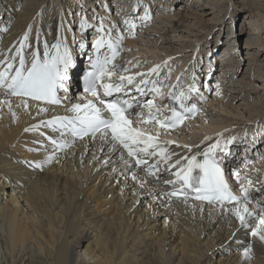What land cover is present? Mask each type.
Here are the masks:
<instances>
[{
  "label": "bare ground",
  "instance_id": "6f19581e",
  "mask_svg": "<svg viewBox=\"0 0 264 264\" xmlns=\"http://www.w3.org/2000/svg\"><path fill=\"white\" fill-rule=\"evenodd\" d=\"M52 1L57 0H0V61L14 57L13 62L19 67L16 50L20 47L23 34L31 26L28 46L22 52L26 66L31 65L32 54L37 50L40 58H45V42L51 48L52 44L61 40V52L66 46L74 62L67 82L69 93L59 95L62 102L59 105L28 101L29 107L25 108L20 98H13L6 90L0 89V264H264V240L259 236L249 235L252 229L258 227V220L247 217L250 227L242 226L232 211L239 205L222 207L219 203L208 205L188 199H174L167 195L180 186L177 177L174 184V173L185 164L181 158L195 155L197 160L203 161V152L207 147L225 135V132L211 130L222 129L224 124L223 127L217 125L218 127L211 128L203 137L204 140L201 139L202 142L189 145L185 138L195 135L194 131L199 128L198 120L189 124L188 129H179L171 134L174 138L179 134L178 139L183 140V144L167 139L164 133L153 128L135 125L132 120L134 127L140 128L148 135L156 136L160 142L159 147L166 148L167 152L172 154L171 158L165 161L159 155L147 156L143 153L133 158L128 155L127 149L110 136L102 139L99 134L95 135V138L91 136L83 141H76L71 137L69 130H60L59 125L56 126L58 130H53L52 126L42 123L55 117H71L74 114L69 109L73 104L86 103L87 99L80 95V77L89 70L83 56L90 55V48H86L87 42L84 43L82 36L83 31L88 32L94 25L109 29L108 36L113 40L117 39L120 45L125 44L126 49L141 45L140 53L144 49L150 53L160 52L175 57L179 64L183 62V65L180 64L183 67L182 73L169 74L163 80H170L182 87L185 82L191 80L204 95L201 110L207 108L213 112L217 106L224 107L222 110L226 113L223 115L228 117L230 112L234 113L239 109L222 103L225 100L226 84H232L228 79L234 76H227L230 70H233L229 68L234 67L237 61L226 64L230 57L226 55V58H221L224 62L222 66L228 69H222L219 74V79H223L217 92L207 96L206 90L212 91L213 85L208 82V85L203 86L200 79L201 72H206L201 70L204 59L202 58L201 62L200 54L206 47L204 53L208 60L210 58V62L216 55L210 49V44L201 43L204 34L192 30L196 24L199 27L201 24L206 25L208 22L204 21L211 20L207 17L215 12L209 11L207 14V5L201 6L198 14L192 9L186 13H181L184 11L180 10L177 12L175 9L173 11L161 1L158 8L152 5L147 9L146 5L152 0H146V4H142L143 0H102L99 3L102 6L101 11L83 9L77 13L80 38L75 42L73 35H76L77 29H70L71 24L66 18L64 21L61 16L58 21L54 18L62 11L63 1L60 3L61 8H55ZM20 2L22 7L20 12H17ZM195 2L199 3L201 0ZM136 7L141 14L134 13ZM129 9L132 11L127 12ZM146 9L150 19H141ZM158 9L159 16L153 18L155 10ZM242 9L247 12L245 17L253 16L245 7ZM62 12L66 16V10ZM175 13L180 14L172 17ZM189 18L195 20L189 26L188 36L181 41L184 34L180 35L179 32L182 25L188 26ZM85 20L87 27L82 29L81 23ZM125 20L132 21L136 27L129 30ZM153 21L158 23L154 24ZM5 27L10 29L3 31ZM206 27L211 28L209 25ZM250 29L253 31L250 32L252 35L259 32L258 28ZM170 32L174 38H179L180 42L170 41ZM88 33L92 34L91 41H88L89 46L97 40L96 38L104 35L96 29ZM121 36L122 41L119 40ZM82 43L83 49L80 47ZM250 46L251 44L249 48L252 47ZM50 54L54 55V50ZM123 60L126 59L120 56L117 65L125 64ZM140 61L148 62H139L142 67L149 64V60L143 57ZM3 67L6 65H0V70H3ZM161 68L163 67L160 66L159 72ZM140 72L141 70L137 73L131 72L137 75L138 85L141 84L142 78L154 79L157 75L154 73L151 76H140ZM149 72L150 70L143 73ZM122 73L123 76L126 75L124 70H120L115 76H121ZM160 76L161 74L155 80L162 79ZM232 86H229L231 90L235 88ZM217 93L223 94L222 97L212 99ZM240 94L242 92L238 91L235 98H240ZM5 100L10 101L11 111L8 104L2 103ZM41 108H47L48 111L41 112ZM246 114L247 112L243 113L242 118L235 115L233 117L238 119L237 122H247L250 118ZM33 126H36L35 130L25 131ZM262 126L263 123L259 120L237 127L242 132L249 129L255 140H238L240 144L234 145L232 151L239 148L236 151L243 154L249 145L258 144L261 141L259 129H262ZM232 135L226 134V139L221 144L223 150L218 149L215 158L222 157V164L229 162L237 167L242 166L240 179L248 175L258 182L260 179L257 178L262 176L264 188V174H261L264 172L260 171L261 168L259 170L257 166H251L247 160L238 157L232 161L225 155L228 143L226 148L224 145ZM240 136L243 137L242 133ZM50 138L55 139L57 145H53ZM164 141L171 143L164 144ZM61 144L65 146L59 147ZM243 144H248L247 148L241 147ZM182 145H188L191 151ZM49 156H54L50 162L47 160ZM138 158L150 161L144 167L138 168ZM177 159H181V164L172 167ZM257 162L256 164H259ZM38 163L42 167L37 168L35 165ZM230 168L233 171L236 169L233 166ZM148 169L149 171H146ZM152 172H155V175H152ZM133 174L137 179H132ZM251 195L253 201L257 199L255 192ZM258 198L261 199L259 202L264 203V193ZM248 207L254 213L260 210L259 207L251 208L249 203ZM81 246H85L88 261L75 256L76 248ZM245 248L251 249L249 258L243 255Z\"/></svg>",
  "mask_w": 264,
  "mask_h": 264
},
{
  "label": "snow or ice",
  "instance_id": "6c2138e0",
  "mask_svg": "<svg viewBox=\"0 0 264 264\" xmlns=\"http://www.w3.org/2000/svg\"><path fill=\"white\" fill-rule=\"evenodd\" d=\"M141 19H150L149 11L145 10V15ZM124 23L128 25L129 30L136 27V25L130 21L125 20ZM87 27V21L81 23V28ZM3 31H8L7 27ZM31 26L23 34L20 42V47L16 50V57L19 58V67H16L13 60L14 57H9L4 61H0V65H6L3 70H0V89H6L7 94L12 96H17L21 98L22 105L27 108L28 99L33 101H40L46 104L59 105L61 100L57 93L63 91L68 92L67 82L69 80V71L74 66L72 55L69 49L65 46L63 52H61V45L63 41H58L51 45L49 48L48 43H44V59L40 58L39 51H35L32 54L31 66H26V61L22 55L23 49L28 46L29 37L31 34ZM103 31V28H101ZM119 40H123L121 36ZM107 45L111 50V56L105 55L101 59L99 52L102 47ZM81 49L84 48V44H80ZM94 47L97 52L96 59L92 64L93 71L89 72L85 77V91L89 92L92 96L97 97V102L92 100H87L86 103H75L71 106L69 111L74 115L71 117H55L45 123L46 126H52L53 130H58L56 128L59 125L60 130H70L74 136H78L81 139L85 135H91L95 138L97 133H100L101 138H107L110 136L112 140L117 141L124 149H127L128 155L133 157H138L141 153L147 156L159 155L162 159L167 161L171 158L170 153L167 152L166 148L159 147V141L156 136L148 135L140 128L133 126V121L129 116V109L133 107V104L129 100H110L106 101L100 98V93L98 92V87L103 88L105 96H112L113 93H120L125 91V82L128 85L133 84L135 77L133 76H119V83H111V79L116 75V66L112 65V62L117 56V45L111 40H105L103 37L96 40ZM54 50V55L50 54ZM167 63V62H165ZM160 66L157 65L155 68L151 69L149 73H140V76L150 75L152 73H158ZM127 71V69H124ZM105 78L109 82H104ZM142 83L147 84V80H143ZM159 91V89H155ZM137 91L143 93V89L137 87ZM190 92H199V88L195 85H191L189 88ZM185 94L180 93L183 97ZM219 95V93H217ZM176 99L175 96H173ZM2 103L8 104L9 110L11 111L10 101H3ZM98 105H102L100 107ZM144 107L149 109L148 120L143 121L144 123H152L155 121L162 129H172L178 124H181L185 119L184 115L176 112L172 109L173 117L171 121H163L157 118V115L151 113V109L154 107L151 103L145 104ZM41 112H47V108H41ZM189 111H198L195 105L192 106ZM15 115V113H13ZM143 117V113H140ZM36 126L33 128L25 129V131L35 130ZM51 139V138H50ZM210 139V138H206ZM235 140V137L232 138ZM53 145H57L55 139H51ZM164 144L171 143L169 141H164ZM228 141L225 143L226 148ZM143 145V147H141ZM65 145L61 144L59 147L63 148ZM182 147L191 148L188 145H182ZM149 149H158V151H149ZM223 150L221 146V141L218 139L216 143L210 144L207 149L203 152L205 157L203 162L197 160L195 155L191 157H182L181 159L185 161L184 166H182L178 171L174 173L179 181H182L186 188L192 189L197 200L207 201L209 203L217 202L222 207L225 203L239 205V207H234L235 216L240 221L241 225L244 227H250L247 217H254L258 220V227L252 229V236H259L261 240H264V216H260L257 213L251 211L248 207V188L243 187L241 183L242 191L244 192L243 201L240 197L233 194L229 188L228 181L225 179L224 170L220 166V162L215 158L217 150ZM54 159V156H49L47 158L48 162ZM181 159H177L172 167L181 164ZM137 164H146L147 161L143 159H137ZM37 168L42 167L41 164L35 165ZM199 169L202 175L194 177L193 171ZM155 175V172L151 173ZM239 176V173H236ZM132 179H137L136 175H132ZM195 181V183H194ZM171 182V181H169ZM251 184V181H248ZM184 195L187 197V191H173L167 195L178 196ZM250 248H245L243 255L245 258L250 257Z\"/></svg>",
  "mask_w": 264,
  "mask_h": 264
},
{
  "label": "rangeland",
  "instance_id": "374dc122",
  "mask_svg": "<svg viewBox=\"0 0 264 264\" xmlns=\"http://www.w3.org/2000/svg\"><path fill=\"white\" fill-rule=\"evenodd\" d=\"M48 1H50V0H48ZM62 1H63V4H62V8H61L60 3H62ZM101 1L102 0H69V2H68L67 0H57V1H52L51 3H55L54 4L55 8H61L62 11L66 10V16H64L63 12L61 11L60 14L56 15L54 18L57 21H58L59 16L62 17L63 21H64V18H66V20H68L71 24L70 29H72L73 31L77 29L76 35H73V36H75V42H76V40L80 36V35L78 36L79 33H78V28H77V20H78L77 13L82 11L83 9H87V10H90L92 12H94V9L101 11L102 6L99 4V3H101ZM160 1L163 4L168 5V7L172 8L173 11H174V9L177 12L179 10L184 11L181 13H186V12H188V10L190 11L192 9V10H194V13L197 12L198 14H200V11H198V10H200L199 8H201V6L206 7V5L208 8V11L206 12L207 14L209 11H211L213 13L215 12V14H213L212 16L207 17V19L211 18V20H209V21L205 20L204 21V23L206 21L208 22L206 25H202V24L200 25L201 27L202 26L205 27L204 29L199 27L198 24H196V27L192 28V30H195L196 32L204 34L203 35L204 38L202 37L201 43L205 42V44H210V46H211L210 49L216 55L215 59L210 62L209 61L210 58L208 60V58H206L205 53H204L206 50V47L203 48V51L200 54L201 56L199 54H197V56H200L201 62H202V58L204 59V61H203L204 65L202 68L203 70L206 69L205 67H207V64H209V63L216 67V70L213 72L212 77L207 78V74L204 72H201L202 76L200 77V79H201V81H203V85H204V81L206 79L207 80L209 79L210 84L213 85V88H211L212 91L207 90V96L208 95H214L220 87V85H219L220 82L217 81L216 79H219V74H220L221 70L227 68V67L222 66L223 64H222L221 58H226L225 57L226 55H228L230 57L229 61H227L226 64L227 63L229 64V62L233 63V62L237 61V62H235L236 64L234 63L235 64L234 67L229 68V69L233 68V70H230V72L227 76L232 75V74H234V76H231L228 79L232 84H226V86H225L226 88L224 90L225 100L222 103L224 105H229V106H232L236 109L237 108H239V109L237 111H234V113L230 112L229 116L226 117L227 115H223V113H226L225 110H222V109H224V107L220 108V106H217L214 108L213 112H210L207 108H204L203 110L200 111L201 114H200L199 118L197 119L198 123H199V126H197V127H199V128H197V131H194L197 134L194 133L195 135L193 134L194 135L193 137H190V135L187 136L185 138V140L187 142L186 141L185 142L189 145H193L194 142L200 143L204 140L203 137L207 133L210 132L209 130L211 128H215L218 126L223 127L225 125V127L222 129L211 130V131H219L221 133L225 132V135H223V137L219 138V140L221 141V144H222V142H224V140L226 139L227 133L233 134V136L235 135V137L238 138V137H240L241 130H239L237 127L243 126L245 124H250L253 121H259V120H260V123H263V126H262L263 130L262 129H259V130L261 133L263 132V134H264V0H211L212 2H210L209 0H201V2H199V3H196L195 2L196 0H186V1L185 0H158V1L152 0L151 3H154L153 6L155 8H158ZM144 2H145V4L147 3L146 0H143L142 4H144ZM94 3H96V4H94ZM113 5L115 6V3ZM113 5H112V7H114ZM116 5H118V4H116ZM21 7H22V3L20 2L19 8L16 9L17 12H20L19 9ZM242 7H245L250 12H252L253 16L248 15V17H245L244 14L247 12L242 11L243 10ZM86 12H89V11H86ZM159 12H160V9L155 10L153 18H155L157 16V13H159ZM168 13H169V11L166 12V14H168ZM140 14H141V12H140ZM178 14H180V13H175L172 15V17L174 15L177 16ZM41 16H42V14H41ZM197 17H198V15H197ZM42 20H43V18H42ZM194 20L195 19H193V18H189L187 21L188 26H183L181 24L182 30L179 32V34L180 35L184 34L183 35L184 37H183V39H181V41L184 40V38H186V36H188L189 29H190L189 26H190V24H192L194 22ZM39 21L40 20L38 19L37 23H39ZM153 23L155 24L158 22L153 21ZM207 25L211 26V28L210 27L207 28L206 27ZM251 27L252 28H258L257 32L258 31L259 32L255 35L250 34V32L252 31L250 29ZM7 29L9 30L10 28H7ZM169 35H170L169 38H171V39H169L170 41L175 42V43L180 42L179 38H174L172 32H170ZM87 36H88L87 40H85L84 43L87 42V45H88V41H91L90 39L92 37V34L88 33ZM84 43H82V44H84ZM250 44L252 46V47L250 46L251 48H249ZM87 45H86V48H87ZM141 47L142 46L139 45V47H133V48L130 47V48L126 49L125 44H122L121 45L122 50L120 51V55H121V57H123L126 60H123V62L125 64L118 66V70L131 69L132 71L127 70L126 72H134V73H137L138 70H141L140 73H143V72H146L148 70L155 68L156 65H159V66L163 67V68H161V72H160L161 78H164L166 76L165 73L171 74V75H176L177 73H182L181 71H183V67L181 65H183V62H180V64H181L180 65L178 63L179 61L177 62V59L175 57L167 56V55L161 54L160 52H158L159 54L158 53H150L148 51H145V49H144L143 52H145V53H143V52L140 53V51H142ZM199 49L201 51V48H199ZM122 51H123V53H122ZM212 51H210L209 54H211ZM153 54H155V55H153ZM235 55H237V56L235 57ZM142 57L147 59V61L149 60L148 65L143 64V65H145L144 67L140 66L139 62L140 63H142V62L148 63V62L140 61V59ZM132 59H134V60H132ZM184 61L188 62V63L190 62L187 60H184ZM165 62H167V63H165ZM153 74L154 73H152L150 75H153ZM136 81H138V80H136ZM231 85H233L235 87L232 90L229 88V86H231ZM132 87H134V86L133 85L130 86V88H132ZM233 90H234V92H233ZM238 91L242 92V94H240L241 95L240 98L236 99L235 95L238 94ZM222 95L213 96L212 99L216 100L218 98H221ZM219 108H220V110L218 111ZM246 112L248 114V117L250 118V120L247 122H244V121L237 122L236 120H238V119L233 117L235 115V116L242 118L243 113H246ZM220 114H222L223 116ZM222 124H224V125H222ZM188 128L189 127H185L184 129H188ZM244 132L249 133L250 130L248 129V130H245ZM191 134H192V132H191ZM179 136L180 135L177 134V137L174 138L173 136H171V134H168V135L165 134L164 135V137L172 140L175 143L183 144L184 141L181 139H178ZM210 136H212V135H210ZM191 138L192 139L195 138V139L192 140ZM201 139H203V140H201ZM227 140L229 141L228 138H227ZM260 140L263 141L264 138H260ZM232 143H233V145H236L235 142H232ZM261 149H262L261 150L262 153L260 154L259 159H258V155L255 156L256 152H253V156H251V158L252 157L254 158L255 161H253V162L258 161L257 163H259L263 167L262 168L259 165V167L261 168L260 171L263 170V172H264V147L261 146ZM255 157L257 159H255ZM261 174H264V173H261ZM261 178H262V176L258 177V180L260 179V181H258V184L256 186L257 189L255 188L256 189L255 190V193H256L255 197H257V199H255L254 202L256 201V203L249 204L251 208H254V209L256 207L260 208V210H257V214H259V215L264 214V203L259 202L261 199L258 198L259 196H261L264 193V188L262 186L263 179H261ZM158 224H159L158 227H160L161 226L160 223H158ZM249 235H251V234H249ZM84 247L85 246H81L79 248H76L75 256L77 258L83 257L84 259H86V261H88V259L85 256V251H84L85 248ZM152 263L153 262H151V264Z\"/></svg>",
  "mask_w": 264,
  "mask_h": 264
}]
</instances>
